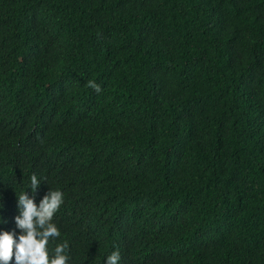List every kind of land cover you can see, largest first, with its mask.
<instances>
[{"label":"trees","instance_id":"1","mask_svg":"<svg viewBox=\"0 0 264 264\" xmlns=\"http://www.w3.org/2000/svg\"><path fill=\"white\" fill-rule=\"evenodd\" d=\"M33 174L68 264H264V0H0L3 230Z\"/></svg>","mask_w":264,"mask_h":264},{"label":"clouds","instance_id":"2","mask_svg":"<svg viewBox=\"0 0 264 264\" xmlns=\"http://www.w3.org/2000/svg\"><path fill=\"white\" fill-rule=\"evenodd\" d=\"M88 86L100 91V86L94 81H88ZM40 184L41 180L33 174L29 186L16 194L18 215L14 217V223L19 231L0 228V264H68L66 241L50 247L53 240L61 237L54 216L64 204V193L59 189H49L37 203L34 195L30 196L25 189L35 194ZM5 223L6 220L0 217V225ZM103 264H121L119 250L107 255Z\"/></svg>","mask_w":264,"mask_h":264}]
</instances>
